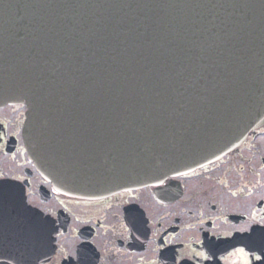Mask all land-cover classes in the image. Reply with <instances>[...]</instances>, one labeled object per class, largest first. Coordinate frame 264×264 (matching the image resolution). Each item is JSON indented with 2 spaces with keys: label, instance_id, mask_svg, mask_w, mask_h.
Returning a JSON list of instances; mask_svg holds the SVG:
<instances>
[{
  "label": "water",
  "instance_id": "1",
  "mask_svg": "<svg viewBox=\"0 0 264 264\" xmlns=\"http://www.w3.org/2000/svg\"><path fill=\"white\" fill-rule=\"evenodd\" d=\"M98 198L216 161L264 123V0H0V107Z\"/></svg>",
  "mask_w": 264,
  "mask_h": 264
},
{
  "label": "flooded vegetation",
  "instance_id": "2",
  "mask_svg": "<svg viewBox=\"0 0 264 264\" xmlns=\"http://www.w3.org/2000/svg\"><path fill=\"white\" fill-rule=\"evenodd\" d=\"M25 118V104L0 108V264H244L236 249L264 236L250 231L264 218V123L187 174L89 198L53 190Z\"/></svg>",
  "mask_w": 264,
  "mask_h": 264
},
{
  "label": "snow or ice",
  "instance_id": "3",
  "mask_svg": "<svg viewBox=\"0 0 264 264\" xmlns=\"http://www.w3.org/2000/svg\"><path fill=\"white\" fill-rule=\"evenodd\" d=\"M253 221L256 226L250 227V231L253 233L264 234V218L257 221L255 217H253ZM241 231H246V229H241ZM249 240L250 244L248 245L247 250L245 247L236 249V251L248 257L244 264H251V261H256L258 264H264V236H261L259 240L249 237Z\"/></svg>",
  "mask_w": 264,
  "mask_h": 264
}]
</instances>
